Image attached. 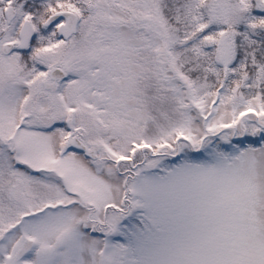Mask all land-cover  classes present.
Here are the masks:
<instances>
[{
	"label": "snow or ice",
	"instance_id": "obj_1",
	"mask_svg": "<svg viewBox=\"0 0 264 264\" xmlns=\"http://www.w3.org/2000/svg\"><path fill=\"white\" fill-rule=\"evenodd\" d=\"M0 264H264V0H0Z\"/></svg>",
	"mask_w": 264,
	"mask_h": 264
}]
</instances>
